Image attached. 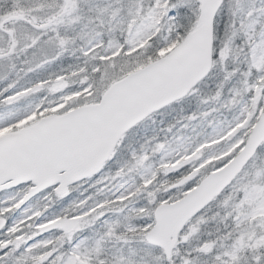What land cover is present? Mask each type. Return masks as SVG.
<instances>
[{"label": "snow or ice", "instance_id": "snow-or-ice-1", "mask_svg": "<svg viewBox=\"0 0 264 264\" xmlns=\"http://www.w3.org/2000/svg\"><path fill=\"white\" fill-rule=\"evenodd\" d=\"M0 264H264V0H0Z\"/></svg>", "mask_w": 264, "mask_h": 264}]
</instances>
